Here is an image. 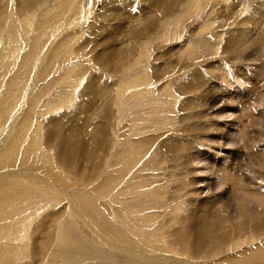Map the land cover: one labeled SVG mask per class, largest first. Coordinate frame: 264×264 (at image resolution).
I'll return each instance as SVG.
<instances>
[{"label": "rangeland", "instance_id": "obj_1", "mask_svg": "<svg viewBox=\"0 0 264 264\" xmlns=\"http://www.w3.org/2000/svg\"><path fill=\"white\" fill-rule=\"evenodd\" d=\"M0 196V264H264V0H0Z\"/></svg>", "mask_w": 264, "mask_h": 264}, {"label": "bare ground", "instance_id": "obj_2", "mask_svg": "<svg viewBox=\"0 0 264 264\" xmlns=\"http://www.w3.org/2000/svg\"><path fill=\"white\" fill-rule=\"evenodd\" d=\"M250 128V127H249ZM62 157V156H61ZM61 165H62V163H60ZM238 164V163H237ZM240 164V163H239ZM235 168V167H234ZM45 170H46V172H48V169H46L45 168ZM237 170V169H236ZM10 174H12V177L14 176V178H16V179H19V178H21V180L22 181H24V182H28V183H31L32 185H35L36 184V187H41V188H44V187H48L49 188V191H53L52 189L54 188L52 185L53 184H51V185H49L46 181V179H42V178H40V176L39 175H37L34 171H30L29 169L27 170V171H16V172H12V173H10ZM226 176V175H225ZM242 179V178H241ZM7 180H8V178H7ZM12 180V179H11ZM34 180V181H33ZM243 180V179H242ZM15 181V180H14ZM49 181V180H48ZM8 182H10V181H8ZM7 182V183H8ZM239 182V181H238ZM30 184V185H31ZM241 184V183H240ZM11 185V184H10ZM9 185V186H10ZM234 186V185H233ZM232 186V187H233ZM242 188L244 189V187H243V185H242V187L240 186V185H238V184H236L235 185V187H233V188H231V193H230V196H229V198H228V200H226V202H225V205H223L222 207L223 208H225V210H227L230 206H232L231 204H229V202H230V200H231V198L236 202V205H237V209L236 210H238L239 209V212L242 214L243 213V209H244V207L245 206H248L247 204H251L250 205V209H251V206L253 205V208L255 207V202H251L250 201V199L248 198V196H246V194H244V192H243V190H242ZM39 189V188H38ZM44 191H45V189H44ZM50 193V192H49ZM76 193V192H75ZM19 195V194H18ZM2 196V195H1ZM0 196V197H1ZM16 196V195H15ZM21 196V195H20ZM20 196H19V198H20ZM67 196V195H66ZM72 196V195H71ZM5 197V196H4ZM22 197V196H21ZM8 198V197H7ZM45 199V198H44ZM2 200V199H1ZM12 200V199H11ZM221 199L219 198V200H217V203H219V205H220V201ZM81 202V204H82V209H81V212L84 214V212L86 211V212H89V214H95V213H93V212H95V210L94 209H96V206H95V204H94V202L93 201H91V200H89L88 198H86V197H82V198H79V200H77V202ZM9 202V201H8ZM18 204V203H17ZM257 204V203H256ZM258 205V204H257ZM256 205V206H257ZM71 206H75V203H72V201H71ZM259 207V206H258ZM85 210V211H84ZM253 210V209H252ZM255 210V209H254ZM4 212V211H3ZM80 212V213H81ZM214 212V211H213ZM235 212H237V211H235ZM74 213H75V211H74ZM218 213V212H217ZM231 213H232V211H231ZM238 213V212H237ZM236 215H238V214H236ZM102 220V219H101ZM71 223V222H70ZM99 223H101V225H100V227H102V225L104 224L106 227H107V225L109 226V228H111L110 226H111V224H109L106 220H102L101 222H99ZM103 223V224H102ZM108 223V224H107ZM120 224V223H119ZM201 224V223H200ZM103 225V226H104ZM38 228H39V226H38ZM103 228V227H102ZM108 228V229H109ZM107 229V230H108ZM111 231V230H110ZM115 236V235H114ZM114 239V238H113ZM114 242H116V243H118L119 244V242L118 241H116V240H113ZM126 246V245H125ZM125 246H123V245H120V247H125ZM77 248V247H76ZM125 248H129V247H125ZM6 250V249H5ZM2 251V250H1ZM6 252V251H5ZM1 253V252H0ZM4 255V254H3ZM38 257V256H37Z\"/></svg>", "mask_w": 264, "mask_h": 264}]
</instances>
